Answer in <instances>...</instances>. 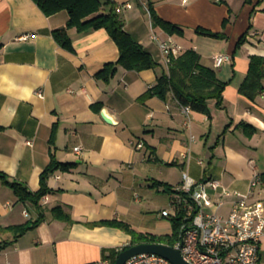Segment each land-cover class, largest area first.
Returning <instances> with one entry per match:
<instances>
[{
    "label": "crops",
    "instance_id": "1",
    "mask_svg": "<svg viewBox=\"0 0 264 264\" xmlns=\"http://www.w3.org/2000/svg\"><path fill=\"white\" fill-rule=\"evenodd\" d=\"M102 2L101 14L133 5L117 13L159 69L119 67L110 83L101 82L96 75L120 59L107 30L71 29L72 49H65L53 33L67 26V11L48 17L33 0H0V171L39 191L51 162L54 131L57 159L75 164L50 178L53 192L42 201L45 221L16 241L4 229L36 220L38 213L0 183V243L14 241L0 253V264H102L105 250L128 246L132 237L122 229L95 224L122 221L140 233L172 234V221L161 216L172 199L164 184L174 191L186 172L197 181L218 180L244 193L256 174L264 176V92L254 100L240 92L251 57H264V0ZM151 3L161 18L185 30L184 37L172 36L175 41L195 50L203 65L229 82L225 109L211 101V117L193 112L190 127L173 96L168 101L140 100L168 68L152 35L157 32L166 39L169 34L154 27ZM200 27L226 38L199 35ZM24 34L36 36L21 40ZM219 54L232 60L218 68L214 57ZM98 103L103 105L100 113L93 109ZM103 110L115 124L103 118ZM244 125L255 130L252 136ZM77 147L82 151L76 152ZM187 154L192 155L190 161ZM158 183L162 185L155 186ZM255 201L264 208V185ZM59 206L72 215L74 224L54 218L52 210Z\"/></svg>",
    "mask_w": 264,
    "mask_h": 264
},
{
    "label": "trees",
    "instance_id": "2",
    "mask_svg": "<svg viewBox=\"0 0 264 264\" xmlns=\"http://www.w3.org/2000/svg\"><path fill=\"white\" fill-rule=\"evenodd\" d=\"M50 17L60 12L67 11L70 20L66 27L56 30L53 33L55 40L65 49H72V39L70 30L76 28L80 33L105 29L109 32L112 39L116 42L120 59L116 63L107 64L105 69L96 75L97 80L110 83L116 76L119 67L126 70L144 71L148 69H159L161 66L151 53L143 45L136 42L130 33L125 29V23L121 16L113 8L110 13H100L104 3L102 0H33ZM250 2V0H248ZM110 4V0H107ZM148 9L151 13L154 27L163 29L169 36L184 37L185 30L180 26L164 20L154 10L153 4H149ZM226 21L224 25H226ZM196 33L202 36L215 39H225L223 33H216L205 28H197ZM249 35L247 32L238 46H241ZM264 57H251V66L248 77L240 88V92L250 100L256 99L264 92ZM229 82L220 79L218 72L210 67L203 65L202 57L195 50H185L177 58H173L167 70L159 75L157 83L140 99L142 102L157 97L163 101H168L173 96L182 106H191L193 112L208 115L211 117L210 102L215 100L219 109H225L224 92ZM96 112L103 109L102 103L93 105ZM246 134L252 136L255 130L244 125ZM2 130V128H0ZM228 130V127H227ZM54 149L51 153L52 158L48 167L41 176V188L39 191H32L27 184L11 181L9 176L0 171V183L10 188L19 201L32 205L38 213L36 220H29L27 223L11 226L4 229L14 235V241L23 237L28 232L36 229L45 221L46 215L42 207V201L53 192L49 186L50 178L58 171L69 172L75 164L62 163L55 155V131L51 139ZM175 165V163L170 164ZM264 181V176H262ZM162 185L160 183L155 184ZM166 191L173 192V189L164 184ZM54 218L60 221L74 224L72 215L63 207L59 206L52 210ZM172 221L173 232L170 235H153L140 233L134 230L129 224L122 221H105L95 224V226H110L122 229L132 237L130 245L120 249L105 250L104 261L115 264L119 255L136 245L140 244H163L170 247L176 246L181 235V218ZM14 241H4L0 243V253L7 249Z\"/></svg>",
    "mask_w": 264,
    "mask_h": 264
},
{
    "label": "built area",
    "instance_id": "3",
    "mask_svg": "<svg viewBox=\"0 0 264 264\" xmlns=\"http://www.w3.org/2000/svg\"><path fill=\"white\" fill-rule=\"evenodd\" d=\"M126 8L132 9L133 5H122L116 11L120 13ZM35 36L24 34L20 39L28 40ZM152 39L158 42L167 67L173 58L185 51L172 36L163 39L154 32ZM231 60L232 57L225 54L214 57L218 68ZM182 111L186 117L185 125L190 127L193 121L191 106H182ZM138 147L142 148L143 144ZM75 151L81 152L82 148L77 147ZM186 158L190 161L192 155L187 154ZM199 164L204 162L199 160ZM263 185L262 176L256 174L249 190L244 193L231 190L218 180L197 181L186 172L182 184L172 192L170 208L161 213L169 220L181 218L180 240L173 248L182 252L188 264H260L264 208L255 201V195ZM25 215L29 216L27 212ZM102 264L111 263L103 261ZM126 264L173 263L159 255L143 254Z\"/></svg>",
    "mask_w": 264,
    "mask_h": 264
},
{
    "label": "water",
    "instance_id": "4",
    "mask_svg": "<svg viewBox=\"0 0 264 264\" xmlns=\"http://www.w3.org/2000/svg\"><path fill=\"white\" fill-rule=\"evenodd\" d=\"M102 116L108 123L115 124V121L107 114L106 110H103ZM143 254L159 255L168 259L173 264H188L180 250L163 244H140L133 246L123 251L115 264H126L133 257Z\"/></svg>",
    "mask_w": 264,
    "mask_h": 264
},
{
    "label": "rangeland",
    "instance_id": "5",
    "mask_svg": "<svg viewBox=\"0 0 264 264\" xmlns=\"http://www.w3.org/2000/svg\"><path fill=\"white\" fill-rule=\"evenodd\" d=\"M164 198H165V197H164ZM160 199H162V197H161ZM159 202L162 204V200H160ZM158 205H159V207H160V208H158V209L160 210V209H161V206H160V204H158ZM157 207H158V206H157Z\"/></svg>",
    "mask_w": 264,
    "mask_h": 264
}]
</instances>
